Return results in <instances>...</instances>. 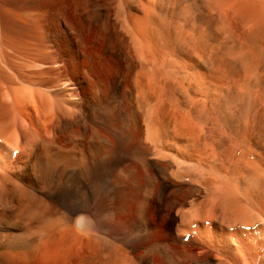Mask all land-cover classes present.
I'll list each match as a JSON object with an SVG mask.
<instances>
[{
    "label": "bare ground",
    "instance_id": "obj_1",
    "mask_svg": "<svg viewBox=\"0 0 264 264\" xmlns=\"http://www.w3.org/2000/svg\"><path fill=\"white\" fill-rule=\"evenodd\" d=\"M264 264V0H0V264Z\"/></svg>",
    "mask_w": 264,
    "mask_h": 264
},
{
    "label": "rangeland",
    "instance_id": "obj_2",
    "mask_svg": "<svg viewBox=\"0 0 264 264\" xmlns=\"http://www.w3.org/2000/svg\"><path fill=\"white\" fill-rule=\"evenodd\" d=\"M51 262H52V264H59L60 261H58V260H57V261L54 260V261H51Z\"/></svg>",
    "mask_w": 264,
    "mask_h": 264
}]
</instances>
